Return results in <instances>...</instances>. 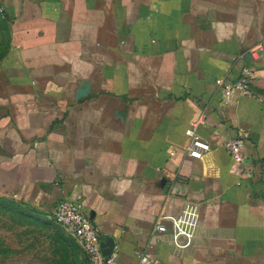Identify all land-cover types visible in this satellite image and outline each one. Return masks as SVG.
<instances>
[{"label":"crops","instance_id":"0c3cea01","mask_svg":"<svg viewBox=\"0 0 264 264\" xmlns=\"http://www.w3.org/2000/svg\"><path fill=\"white\" fill-rule=\"evenodd\" d=\"M1 1L0 196L81 202L113 264H264V0ZM244 66L261 102L220 93ZM238 133L246 174L223 145ZM187 210L178 250L160 218Z\"/></svg>","mask_w":264,"mask_h":264},{"label":"built area","instance_id":"2783aa9c","mask_svg":"<svg viewBox=\"0 0 264 264\" xmlns=\"http://www.w3.org/2000/svg\"><path fill=\"white\" fill-rule=\"evenodd\" d=\"M0 13H4V6L1 0ZM263 47L264 41L249 50V55L252 58H256L258 51ZM232 60L235 61V58ZM252 77V70L244 66L241 68L239 76L235 81H218L220 93L226 97L235 91L239 96L256 98L261 102L262 100L251 90ZM193 127V125L190 126L185 132L186 136L190 139L186 150L189 157L198 160L205 152L210 150V146L195 134ZM243 143L244 134L238 133L235 137L225 141L223 145L232 161L239 166L242 173L246 174L249 167L247 165V158L242 151ZM240 181L237 182V185L241 183ZM50 216L58 226L62 227L76 240L89 264H113L117 257L116 251L114 250L109 257L103 256L100 248V235L92 220L86 215L81 202L68 199L58 200L54 204ZM160 220H168L170 222L169 241L174 248L185 250L191 245L193 230L195 228V215L191 210L185 211L184 214L178 217L161 216ZM155 230L160 234L167 233V228L161 222L155 225ZM181 238L184 239L183 243L180 241ZM136 256L139 264H158L148 256L146 251L137 252Z\"/></svg>","mask_w":264,"mask_h":264},{"label":"rangeland","instance_id":"374dc122","mask_svg":"<svg viewBox=\"0 0 264 264\" xmlns=\"http://www.w3.org/2000/svg\"><path fill=\"white\" fill-rule=\"evenodd\" d=\"M0 13V59L8 24ZM0 264H89L76 240L47 213L0 196Z\"/></svg>","mask_w":264,"mask_h":264},{"label":"water","instance_id":"95a60500","mask_svg":"<svg viewBox=\"0 0 264 264\" xmlns=\"http://www.w3.org/2000/svg\"><path fill=\"white\" fill-rule=\"evenodd\" d=\"M114 247L115 246H109L108 244H105L101 239L100 248L104 257H109L113 253Z\"/></svg>","mask_w":264,"mask_h":264}]
</instances>
